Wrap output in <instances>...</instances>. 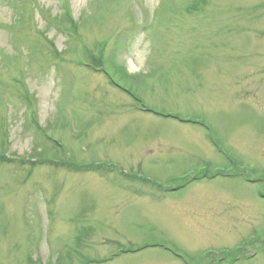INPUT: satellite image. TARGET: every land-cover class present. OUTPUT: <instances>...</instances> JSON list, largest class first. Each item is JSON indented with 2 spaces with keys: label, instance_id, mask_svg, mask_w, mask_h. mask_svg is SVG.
<instances>
[{
  "label": "rangeland",
  "instance_id": "rangeland-1",
  "mask_svg": "<svg viewBox=\"0 0 264 264\" xmlns=\"http://www.w3.org/2000/svg\"><path fill=\"white\" fill-rule=\"evenodd\" d=\"M0 264H264V0H0Z\"/></svg>",
  "mask_w": 264,
  "mask_h": 264
},
{
  "label": "trees",
  "instance_id": "trees-1",
  "mask_svg": "<svg viewBox=\"0 0 264 264\" xmlns=\"http://www.w3.org/2000/svg\"><path fill=\"white\" fill-rule=\"evenodd\" d=\"M61 20V22H64L65 20L64 19H59L58 21H60ZM94 57V59H95V61H96V65H99V64H101V60H99L97 57H95V56H93Z\"/></svg>",
  "mask_w": 264,
  "mask_h": 264
}]
</instances>
